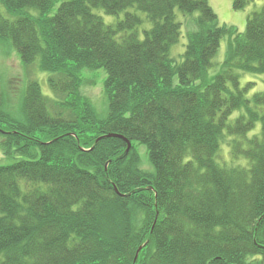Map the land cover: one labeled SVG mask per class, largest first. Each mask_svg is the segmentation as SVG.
Segmentation results:
<instances>
[{
  "label": "trees",
  "instance_id": "trees-1",
  "mask_svg": "<svg viewBox=\"0 0 264 264\" xmlns=\"http://www.w3.org/2000/svg\"><path fill=\"white\" fill-rule=\"evenodd\" d=\"M56 1L0 0L15 17L0 10V40L51 73L53 94L30 80L12 109L0 89V145L14 158L0 164L2 264H264V92L240 82L264 75V5L240 32L209 0H63L52 11ZM129 8L152 23L143 37ZM94 9L125 14L107 24ZM177 10L193 24L179 60ZM84 68L106 71L105 117L81 92ZM111 133L131 141L127 153L122 137L96 141Z\"/></svg>",
  "mask_w": 264,
  "mask_h": 264
},
{
  "label": "rangeland",
  "instance_id": "rangeland-1",
  "mask_svg": "<svg viewBox=\"0 0 264 264\" xmlns=\"http://www.w3.org/2000/svg\"><path fill=\"white\" fill-rule=\"evenodd\" d=\"M61 1L57 0L52 11H55L60 5ZM211 6L214 8L215 12L219 17L221 24L227 26H234L238 31L243 32L246 29V19L247 16L255 11H260L264 5V0H253L247 7L242 10H235L233 8L234 0H209ZM0 10L9 19H14L15 17L8 14L6 7L0 2ZM96 13L102 15L105 23L111 24L116 23L120 19H123L125 11L120 12L118 15H108L105 14L102 9H94ZM130 11L136 12L143 20V24L139 27L138 31L140 37H143L144 30L152 26L151 21L147 18L145 12L129 8ZM29 11L38 15L39 11L36 9L29 8ZM178 17H183L184 21L183 35L180 40L172 46L171 55L177 60L180 59L181 54L185 49L186 34L192 29L191 23L181 11L177 10ZM228 38L224 37L221 42L218 54L214 58L216 66L212 68L211 72L215 73L220 66V63L225 58L226 48H227ZM83 85L81 87L82 94L89 99L100 117H105L108 113V100L104 90V82L106 79V71L104 68L100 69H89L84 68L82 70ZM51 73L45 70H41L38 67V62L33 64H26L23 62L18 51L13 47L10 42H4L0 40V89L7 94L6 98L12 109L13 106L17 107L21 101L27 85L30 80H37L42 88L45 95L53 96L52 91L49 86L48 78ZM241 85L244 86L249 82H253V90L249 93L252 95L254 92H264V75L262 74H252V73H242L240 76ZM264 111V107L262 108ZM239 111L234 112L231 116L230 121L234 120L235 117L239 115ZM260 129V123H258L255 131ZM231 140V138L225 137V142ZM137 148L141 154L142 166L145 168H151L153 171V166L151 165L147 153V147L144 144L136 143ZM220 160L226 163L231 161L229 145L226 143L221 144ZM14 161L13 157H9L4 153L3 148L0 145V164H9ZM2 256H0V264Z\"/></svg>",
  "mask_w": 264,
  "mask_h": 264
},
{
  "label": "water",
  "instance_id": "water-1",
  "mask_svg": "<svg viewBox=\"0 0 264 264\" xmlns=\"http://www.w3.org/2000/svg\"><path fill=\"white\" fill-rule=\"evenodd\" d=\"M110 136H119V137L124 138V139L126 140L127 144H128L127 149H126V153L130 150V148H131V141L128 140L127 138H125L124 136L119 135V134H112V133H111V134H106V135H104V136L99 137L96 141L98 142L101 138H103V137H110ZM147 242H148V241H147ZM147 242H145L143 245H141V246L138 248V250H137V252H136L135 259H134V263L137 261V258H138V255H139V252H140L141 249L147 244Z\"/></svg>",
  "mask_w": 264,
  "mask_h": 264
}]
</instances>
